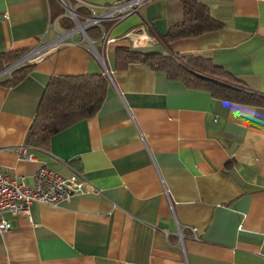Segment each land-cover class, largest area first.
Returning <instances> with one entry per match:
<instances>
[{
  "label": "crops",
  "instance_id": "0c3cea01",
  "mask_svg": "<svg viewBox=\"0 0 264 264\" xmlns=\"http://www.w3.org/2000/svg\"><path fill=\"white\" fill-rule=\"evenodd\" d=\"M121 1L68 0L85 15ZM200 1L223 28L167 45L181 0H153L100 26L115 43L89 37L94 52L77 30L18 85L0 77V170L32 186L46 166L92 186L58 205L34 203L29 215L5 214L0 264H264V107L216 99L146 64L116 68L120 48L205 56L264 95V0ZM64 17L58 0H0V54L37 48L51 30L64 32ZM131 31L135 48L125 39ZM105 69L113 82L94 117L47 148L27 144L54 77Z\"/></svg>",
  "mask_w": 264,
  "mask_h": 264
},
{
  "label": "trees",
  "instance_id": "16d2710c",
  "mask_svg": "<svg viewBox=\"0 0 264 264\" xmlns=\"http://www.w3.org/2000/svg\"><path fill=\"white\" fill-rule=\"evenodd\" d=\"M181 6V21L173 24L163 37L167 45L224 27V24L212 15L210 7L200 0H181ZM75 12L81 23L91 15V13L85 15L81 9H76ZM62 22L64 32L75 28L74 21L69 17L62 18ZM102 34L100 27L87 29V35L91 39H98ZM28 52L29 50H20L0 54V72L19 61ZM132 63L146 64L155 71H163L171 80L181 81L191 89L206 91L216 99L264 107V95L242 87L236 77L224 68L216 66L209 57L196 55L172 57L163 52L143 53L120 48L116 54L117 70L124 71ZM32 70L33 65H22L12 71L9 79L1 84L16 86ZM109 84L104 74L54 77L40 99L28 132L27 144L47 148L52 136L94 117L107 97Z\"/></svg>",
  "mask_w": 264,
  "mask_h": 264
},
{
  "label": "built area",
  "instance_id": "2783aa9c",
  "mask_svg": "<svg viewBox=\"0 0 264 264\" xmlns=\"http://www.w3.org/2000/svg\"><path fill=\"white\" fill-rule=\"evenodd\" d=\"M59 3L69 9V17L78 25V29L87 37V29L100 27L105 22H119L125 18L139 13L141 8L153 0H122L115 5L92 7V15L81 23L76 12L71 8L68 0H58ZM72 11V13L70 12ZM82 27V29H80ZM74 31L65 32L48 46L37 48L29 51L23 58L17 61L16 67L8 66L0 72V77L10 75L12 71L26 64H32L41 61L47 52L57 50L65 42L64 40L71 37ZM139 34L137 31H131L126 34L127 39L133 48L139 46ZM103 40L106 43H115L116 39L110 38L108 32H103ZM89 44L95 52V47L89 39ZM52 46V47H51ZM40 48V49H39ZM43 50H46L42 53ZM16 63V62H15ZM13 65V64H12ZM104 75L109 82H113L112 75L105 69ZM23 158L31 160L32 155L23 153ZM92 190V186L80 175L76 174L70 178H64L55 174L48 167L42 166L33 176V185L30 186L24 178H17L0 170V235L4 234L11 228L10 222L5 218V214L11 216L29 215L30 209L34 203H43L46 205H58L62 202L71 200L73 197L83 195ZM195 231V229H193ZM197 239V237H196Z\"/></svg>",
  "mask_w": 264,
  "mask_h": 264
},
{
  "label": "rangeland",
  "instance_id": "374dc122",
  "mask_svg": "<svg viewBox=\"0 0 264 264\" xmlns=\"http://www.w3.org/2000/svg\"><path fill=\"white\" fill-rule=\"evenodd\" d=\"M66 9V8H65ZM68 13V11H67ZM69 15V13H68ZM65 32H63L62 30L58 29V30H51V35L48 37L47 40H44V42L41 44L40 48L46 46L48 49V46L56 39V37L60 36L61 34H64ZM69 39H65L64 42L68 41ZM52 47V46H51ZM39 48V49H40ZM46 50H43L42 53H44ZM6 76V75H5Z\"/></svg>",
  "mask_w": 264,
  "mask_h": 264
},
{
  "label": "water",
  "instance_id": "95a60500",
  "mask_svg": "<svg viewBox=\"0 0 264 264\" xmlns=\"http://www.w3.org/2000/svg\"><path fill=\"white\" fill-rule=\"evenodd\" d=\"M66 10L68 11V13H69V9L68 8H66ZM71 13H72V11H70ZM80 23L77 21L76 22V27L73 29V30H77L78 29V25H79ZM87 37H88V35H87ZM89 38V37H88ZM90 39V38H89ZM88 39V40H89ZM18 62H16V63H14L13 65H11V66H13V67H16L18 64H17Z\"/></svg>",
  "mask_w": 264,
  "mask_h": 264
},
{
  "label": "bare ground",
  "instance_id": "6f19581e",
  "mask_svg": "<svg viewBox=\"0 0 264 264\" xmlns=\"http://www.w3.org/2000/svg\"><path fill=\"white\" fill-rule=\"evenodd\" d=\"M80 29H82V27H80Z\"/></svg>",
  "mask_w": 264,
  "mask_h": 264
}]
</instances>
